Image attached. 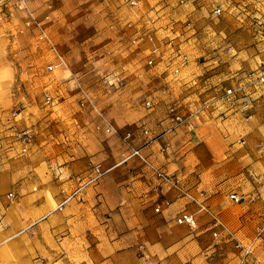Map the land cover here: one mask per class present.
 <instances>
[{
  "label": "crops",
  "instance_id": "0c3cea01",
  "mask_svg": "<svg viewBox=\"0 0 264 264\" xmlns=\"http://www.w3.org/2000/svg\"><path fill=\"white\" fill-rule=\"evenodd\" d=\"M147 6L148 13L139 7L136 16L124 0L100 6L117 36H125L129 46L133 37L139 40L131 47L145 59L160 48L157 85L167 89L165 100L149 112L134 103L115 123L118 134L107 139L71 129L55 145L52 131L25 126L32 119L27 111L13 118V106L28 101L20 86L28 85L17 81L16 63L0 48V264H264V85L246 107L236 100L144 151L157 169L181 178L180 190L161 184L138 160L121 162L127 147L120 136L133 130L131 147L138 148L144 141L140 128L159 134L169 125L166 107L172 100L184 107L207 100L239 88L244 73L264 67V0H151ZM216 7L223 11L219 17L211 14ZM26 17L22 30L36 35ZM168 40L190 57L177 79L164 71L175 64L164 46ZM24 56L27 66L31 55L23 51ZM16 128L32 131L25 152ZM162 146L168 152L160 153ZM97 162H104L105 176L81 201L57 210L61 189L71 190L75 177H88ZM181 214L193 216L195 228L177 224ZM236 242L252 247L243 263Z\"/></svg>",
  "mask_w": 264,
  "mask_h": 264
},
{
  "label": "rangeland",
  "instance_id": "374dc122",
  "mask_svg": "<svg viewBox=\"0 0 264 264\" xmlns=\"http://www.w3.org/2000/svg\"><path fill=\"white\" fill-rule=\"evenodd\" d=\"M104 1L29 0L26 8L20 9L16 0H0V48L7 51L16 63L19 69L17 81L28 85L27 88L21 85L19 89L28 101H20L12 111L19 109L20 119L27 111L32 119L25 126L33 131L35 128V132L39 128L52 131L55 145L63 144L61 136L71 129L81 130L83 136L94 140L108 138L96 131L95 113L90 108H80L79 87L89 93L113 126L120 123L121 118H126L123 115L134 109V103L138 110L149 112L151 110L144 105L147 98H152L153 102L166 98L167 89L158 88L157 77L147 68L145 55L139 53L138 48L129 46L125 36H117L113 19L101 16L100 6ZM137 1L140 11L148 13L147 3L151 4V0ZM27 14L46 23L54 42L65 56L68 71H46L48 53L36 44L31 31L22 30ZM23 51L31 55L27 66L24 60L28 57L23 59ZM47 95L53 97V105L45 103ZM56 152L63 154L60 150ZM74 154L79 155V151ZM98 163L93 165L101 167L100 163L104 162Z\"/></svg>",
  "mask_w": 264,
  "mask_h": 264
},
{
  "label": "built area",
  "instance_id": "2783aa9c",
  "mask_svg": "<svg viewBox=\"0 0 264 264\" xmlns=\"http://www.w3.org/2000/svg\"><path fill=\"white\" fill-rule=\"evenodd\" d=\"M29 0H16L19 8H26V2ZM128 9L133 15H137L136 10L138 9L137 0H127L126 1ZM222 8L216 7L212 9L211 14L214 17H219L222 14ZM149 20V19H147ZM26 24L35 32V38L38 44L44 46L50 56L51 61L48 63L46 69L47 72L53 73L57 70L68 71L67 61L64 54L58 48L53 38L51 37L46 23L43 20H39L30 14H27ZM137 34V32L135 33ZM149 42H153V35H149ZM131 46H137L139 40L133 37L130 40ZM164 46L170 50L172 55V61L175 62L174 65H166L164 71H169L172 78L177 79L180 76L181 67L185 66L189 62V55L185 53L181 48L180 44L175 42V40H168ZM160 52V48L154 47L148 51V56L146 58L147 68L153 72L157 78H161L162 74H156L157 64L155 61V56ZM177 61V63H176ZM245 84L241 85L237 89H226L222 94L214 96L204 101H197L191 103L190 106H182L177 100H172L166 107V114L169 120V125L159 134H153L152 131L146 127L140 128V133L144 137V141L138 148L131 147V142L134 138L133 130H123L121 132V140L123 144L127 147V151L122 153L123 163L130 160H138L145 168H147L154 177L160 181L161 184L169 187L170 189L180 190L182 185V180L176 175L167 174L160 169H157L153 161L144 155V151L150 148L154 143H157L160 139L170 136L183 127H192L199 120V118L208 115L210 113L220 111L227 104H231L236 100H240L242 104L246 107L252 101V94L256 93L257 90L264 85V67H260L254 71L244 73ZM250 89V90H247ZM79 92L81 95L79 106L80 108H90L97 118V124L95 126L96 131L102 132L107 136H112L118 134V130L112 125L109 119L97 108L94 101L90 97L89 93L82 87H79ZM45 103L47 105H53V97L47 95L45 97ZM144 105L148 110L154 109L155 103L152 98H147L144 101ZM19 109H15L12 112V117L16 118L19 116ZM14 137L23 146V151L25 152V147L31 143L33 140L32 131L28 128L14 130ZM168 152V146H162L160 153ZM108 170L101 169L100 165H93L91 168V174L86 178L75 177L77 181L76 185L72 187L71 190L61 189L60 194L64 196L62 203L56 208L61 210L63 206L73 200L81 201L84 191L91 185L96 184ZM9 198L13 197L12 193L8 194ZM230 199L234 202H240L241 199L236 195H231ZM158 208L155 210L158 212ZM177 224H186L191 228H195L196 222L193 216L187 214H181L176 219ZM213 223L221 226L220 221L217 218H213ZM214 238H217V233H212ZM235 247L239 249L242 253L241 263L245 262L246 259L251 255V246H241L238 242L235 243ZM254 264H263L260 262H255Z\"/></svg>",
  "mask_w": 264,
  "mask_h": 264
}]
</instances>
